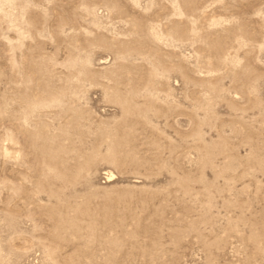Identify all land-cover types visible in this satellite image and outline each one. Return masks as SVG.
Masks as SVG:
<instances>
[{"label":"rangeland","instance_id":"374dc122","mask_svg":"<svg viewBox=\"0 0 264 264\" xmlns=\"http://www.w3.org/2000/svg\"><path fill=\"white\" fill-rule=\"evenodd\" d=\"M0 264H264V0H0Z\"/></svg>","mask_w":264,"mask_h":264},{"label":"bare ground","instance_id":"6f19581e","mask_svg":"<svg viewBox=\"0 0 264 264\" xmlns=\"http://www.w3.org/2000/svg\"><path fill=\"white\" fill-rule=\"evenodd\" d=\"M113 174L111 172H109V177L112 176Z\"/></svg>","mask_w":264,"mask_h":264}]
</instances>
